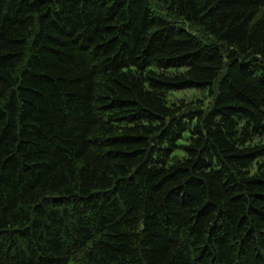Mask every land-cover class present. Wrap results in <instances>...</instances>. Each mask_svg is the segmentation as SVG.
Returning a JSON list of instances; mask_svg holds the SVG:
<instances>
[{
  "label": "trees",
  "instance_id": "1",
  "mask_svg": "<svg viewBox=\"0 0 264 264\" xmlns=\"http://www.w3.org/2000/svg\"><path fill=\"white\" fill-rule=\"evenodd\" d=\"M0 264H264V0H0Z\"/></svg>",
  "mask_w": 264,
  "mask_h": 264
},
{
  "label": "rangeland",
  "instance_id": "2",
  "mask_svg": "<svg viewBox=\"0 0 264 264\" xmlns=\"http://www.w3.org/2000/svg\"><path fill=\"white\" fill-rule=\"evenodd\" d=\"M192 91H182V92H174L172 93V99L175 97H183L185 99H190L192 97Z\"/></svg>",
  "mask_w": 264,
  "mask_h": 264
}]
</instances>
